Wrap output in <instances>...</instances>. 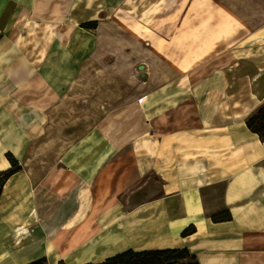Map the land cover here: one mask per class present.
Masks as SVG:
<instances>
[{
	"label": "crops",
	"instance_id": "crops-1",
	"mask_svg": "<svg viewBox=\"0 0 264 264\" xmlns=\"http://www.w3.org/2000/svg\"><path fill=\"white\" fill-rule=\"evenodd\" d=\"M172 1L0 0V264L173 248L264 264V138L247 123L264 103V26L195 80L174 78L186 58L45 155L53 111L114 20L147 23Z\"/></svg>",
	"mask_w": 264,
	"mask_h": 264
},
{
	"label": "rangeland",
	"instance_id": "rangeland-1",
	"mask_svg": "<svg viewBox=\"0 0 264 264\" xmlns=\"http://www.w3.org/2000/svg\"><path fill=\"white\" fill-rule=\"evenodd\" d=\"M262 26L264 0H173L147 23L117 18L110 30V45L86 62L63 103L53 111V151L45 155L60 154L79 128L166 82L186 58L189 66H181L183 72L174 78H199L218 63L225 49L250 38ZM224 28L230 35L223 34ZM206 43L212 46L206 54L199 58L192 54ZM194 262L193 258L180 261Z\"/></svg>",
	"mask_w": 264,
	"mask_h": 264
},
{
	"label": "trees",
	"instance_id": "trees-1",
	"mask_svg": "<svg viewBox=\"0 0 264 264\" xmlns=\"http://www.w3.org/2000/svg\"><path fill=\"white\" fill-rule=\"evenodd\" d=\"M249 127L253 131L259 133L264 138V103L257 109V111L249 117L247 121ZM11 172H0V193L4 181ZM193 258L194 264H199L195 256L191 255L187 248H173V249H151L135 251L128 249L121 253L115 254L101 262H88L84 264H183L180 263L182 259ZM42 260H37L29 264H41ZM58 264H67L61 260Z\"/></svg>",
	"mask_w": 264,
	"mask_h": 264
}]
</instances>
